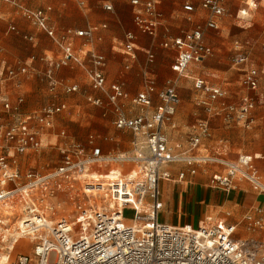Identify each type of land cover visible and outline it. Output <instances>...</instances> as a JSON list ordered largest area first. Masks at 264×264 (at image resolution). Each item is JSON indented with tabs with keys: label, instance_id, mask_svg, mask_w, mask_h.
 Returning <instances> with one entry per match:
<instances>
[{
	"label": "built area",
	"instance_id": "built-area-1",
	"mask_svg": "<svg viewBox=\"0 0 264 264\" xmlns=\"http://www.w3.org/2000/svg\"><path fill=\"white\" fill-rule=\"evenodd\" d=\"M6 1L18 7L24 18L62 49L61 59L49 63L46 73L49 90L53 93L61 87L66 94L78 91V85H62L52 76L53 68L79 63V58L68 36L58 35L49 24V8L31 9L17 0ZM260 1L251 0L250 6L255 7ZM131 2L135 6L141 4L139 0ZM224 2L200 0L201 7L207 10L205 24L161 43L162 47L176 51L171 69L177 78L167 79L159 90L148 82L131 100L138 109L133 116H127L118 104L119 99L127 96L120 85L106 84L102 72L104 57L90 53L91 68L87 69V75L91 87L104 93L113 105L114 127L131 132L135 146L133 155H104L99 147H92L91 152L86 153L79 143H69L65 148L62 143L63 156L57 165L45 171L34 167L24 170L19 158L42 148L41 135L54 128L55 117L66 104L51 103L39 111L22 114L23 97L15 101L6 96L0 98V205L7 204L10 208L15 205L19 212L16 226L8 237L11 240L9 251L17 239H30L32 244L30 253H18L15 257L8 254L0 264H264V240L237 238L234 225L208 218L197 227H180L160 220L163 208L160 183L175 179L169 168L173 164L185 165L191 174L196 173L200 164L223 165L222 171L210 177L212 188L229 193L243 181L255 193L264 196V181L251 155L240 154L234 161H225L218 156L196 154L202 139L211 135L209 119L196 121L187 137L174 144L165 133L167 126L175 127L174 115L180 102L177 79L186 73L191 62L203 61L213 54L212 47L204 41V31L218 29L216 19L224 11ZM185 7L193 9L190 3ZM106 9L111 7L106 6ZM134 22L140 32L155 37L159 25L157 2H145L134 13ZM10 30L16 27L11 25ZM74 34L90 38L93 29L78 30ZM134 38L131 32L125 34L126 51L132 52ZM235 46L238 53L233 63H250L249 54L238 41ZM148 55L149 59L153 58L152 53ZM26 71L23 65L9 67L5 78L12 80ZM259 82V70L248 66L241 79L242 86L257 91ZM195 87L207 93L208 100L199 102L208 112L222 115L227 125L249 124L255 105L251 95H243L237 102H225L217 111L212 110L211 103L226 99L227 91L208 86L204 79H196ZM153 94L157 95L159 105L151 109ZM87 100L96 105L102 103L101 98L90 95ZM57 134L66 135L64 130ZM110 162L132 163L136 170L127 173L110 170L106 174L91 170L93 165ZM185 175L186 171H178L176 180L184 179ZM76 183H80L77 188ZM73 193L86 196L103 193L109 202L101 208L92 205L81 208L80 214L72 220L64 214V194ZM126 210L132 212V217L124 215ZM244 219L253 228H263L262 219L251 212L246 213Z\"/></svg>",
	"mask_w": 264,
	"mask_h": 264
},
{
	"label": "crops",
	"instance_id": "crops-1",
	"mask_svg": "<svg viewBox=\"0 0 264 264\" xmlns=\"http://www.w3.org/2000/svg\"><path fill=\"white\" fill-rule=\"evenodd\" d=\"M6 3L10 4L13 7L16 14L20 15L19 22L22 24V28H19L13 21H10L6 24L4 34H14L18 37L27 40L31 43L32 48L40 46V54L36 55L33 53L26 57L23 62L18 64H13L10 61H7L4 55L0 59V74L3 73V76H0V98L6 96L11 101H15L17 97H23V93L19 92L21 87L20 77L29 76L41 72L42 76L45 77V81L48 85L49 83L46 77L48 69H50L49 63L51 61H58L62 57L61 47L49 36H47L40 28L33 25L30 21L23 17L20 13L18 7H16L11 2L3 0ZM21 4L31 9H48L47 16L49 19V24L54 27L58 35L66 34L72 45V48L75 54L79 58V63L70 62L67 66L60 68L52 69V76L62 85H73L78 83H70L71 80L75 78V73L80 67L85 70L86 77L88 79V85L91 91L86 93L85 99L88 104L93 105L95 108L88 109L90 115L96 116L101 113L102 116L108 114H113L114 119L116 113L112 104L109 103L107 97L104 93L99 90H95L91 87L90 80L87 75V69L91 68L90 53H97L104 57V66L102 67V72L106 79V84L111 85L113 83L120 85L124 93L127 95L125 98L119 99L118 104L122 107L123 112L127 116H133L138 113L137 107L133 106L131 100L132 98L142 91L148 82L153 83L157 90L161 89L167 79H176V73L171 69V65L175 60L176 51L173 48H164L161 46V43L167 39H171L178 35H181L183 32L191 31L198 26H203L207 17V10L202 8L200 5V0H195L196 3H193L191 0H187L182 8V10H173L172 12L167 8L165 3L162 5L161 0H155L157 2V10L159 13V25L158 32L155 37L148 36L139 31L134 22V13L142 8V5L149 0H139L140 5L135 6L132 4V0H17ZM43 4L42 7H32L36 3ZM190 3L193 6L192 10L186 9V4ZM228 0L224 2V11L221 15L217 17L218 29H205L204 31V41L206 44L212 47L213 54L206 59L212 57L215 52V48H220L218 41L215 40V34L211 30H219L221 25V18L227 11ZM251 0H244L243 6L237 10V18L239 20H248L251 21L253 16L257 13L258 9L263 7L264 1L261 0L256 4L255 7L250 6ZM106 6H110L111 9H106ZM177 11V12H176ZM246 11V12H245ZM243 12V13H241ZM245 12V13H244ZM244 14V15H243ZM246 14V15H245ZM245 16V17H244ZM1 20H5L4 17H1ZM14 25L16 30H10V26ZM2 26V22L0 24ZM30 27L34 28L33 33L30 32ZM88 28L93 29V34L90 38L86 37H77L75 36V31L86 30ZM131 32L134 34L135 38L132 42L133 50L128 52L125 49L126 39L125 34ZM32 37V39H28ZM221 41V40H219ZM238 41V40H235ZM234 41V42H235ZM234 45V43H233ZM242 49L245 51L243 44H240ZM264 46V43L262 44ZM5 47L0 41V53L4 51ZM9 51V47L8 50ZM149 53L153 54V58L149 59ZM234 53H238L237 47H234ZM234 54V55H235ZM11 52L8 53L7 58L12 59ZM32 57H35L32 59ZM43 59H40V58ZM250 57V55H249ZM206 59L200 62H191L186 70V73L180 77L185 79L192 80V86L197 95L195 96L196 105L203 108L207 116L200 119H209L210 130L215 128L216 124L221 123L224 127L228 128L233 125H240L242 123H234L227 125L222 115H217L215 112H208L205 109V106L201 104L200 100H208L207 93L202 90H198L195 87L196 79H204L205 83L210 87H217L227 91L228 95L226 99H219L213 103L211 106L214 107L212 110H219L223 103L225 102H237L240 97L243 95L249 94L253 97L255 101L254 108L256 106V97L260 89V85L264 79V65L261 68H258L254 65L253 59L250 57V63L248 64H234L233 66L237 67L240 72L241 78L239 79V92H234V89L230 87V82L225 83V85L213 84L210 83L208 79L200 75V64H202ZM23 65L27 68L25 73L19 74L14 79L5 78L6 69L9 67H18ZM132 67L131 71L128 69ZM257 68L260 72V82L257 91H249L244 88L241 84V79L245 69L248 67ZM206 69L215 70L214 62L208 61ZM225 72H229L228 70ZM175 75L176 77H172ZM179 79V78H178ZM177 79V80H178ZM185 83H188L185 82ZM80 91V86L78 85ZM76 91V92H78ZM49 92L55 98L57 94H65L62 88L59 87L55 92ZM74 93V92H73ZM178 93V92H177ZM240 93V95H239ZM134 94V95H132ZM90 95L95 98H101L102 103L99 105L93 104L87 100V96ZM130 102H129V101ZM129 102V106L126 105V102ZM153 106L151 109L159 105V99L156 94L152 95ZM25 103V101H24ZM22 104V114H29L35 111H39L44 106L48 104H60L65 103L66 108L55 117L56 119L59 115L65 112L68 109V103L64 100L56 101L43 105L37 110L25 111L23 112ZM133 112V113H132ZM264 115V113H263ZM3 119V118H2ZM114 121V120H113ZM255 121V116H250V122L246 128H250L251 124ZM54 122V127H55ZM194 122V123H195ZM188 125L189 131L187 135L192 131L193 124ZM175 127L170 129H176L174 132L180 131V121L177 120ZM84 125V126H83ZM84 122L81 123V126L77 128V132L80 134L85 133ZM91 130L94 133H89L86 141L76 140L73 137L69 136L64 130L66 135L60 136L52 130H45L41 135V139H48L49 136L54 135L55 137H60L58 148L62 149V143H64V148L69 143H79L83 147L86 153L91 152L92 147H99L100 152L104 155H133L135 146L133 144V136L128 130H119L116 129L113 125L117 134L115 135H104L103 124H91ZM90 130V131H91ZM259 130L261 131V139L264 142V126H260ZM173 132V133H174ZM165 133L170 138V130L165 129ZM90 137H92V142L90 143ZM180 138H182L179 135ZM184 140V139H183ZM208 138H203L199 147L195 150L198 155H213L218 156L225 161H234L236 159H230L227 157V143L220 140L219 145L221 149H211L207 145ZM182 141V140H179ZM115 144H114V143ZM178 142V141H176ZM128 148H122V146ZM22 155L19 160L21 162L22 168L29 164L35 155L32 154ZM246 155H251L254 157V162L259 170L261 178H264V149L259 153H243ZM239 155V154H238ZM238 157V156H237ZM182 164H173L169 168L172 170V173L175 177L174 180L170 181H161L160 183V197L163 203V208L160 212L161 214L170 212L174 201V197H177V206L178 212L181 213L172 215L170 221H162L164 223L180 226V227H197L201 224H204L208 218H212L215 221L222 222L223 224H231L235 226V237L237 238H247L253 237L258 240H264V196L255 193L249 184L246 182L240 181L238 183L237 190L231 191V193H226L224 196L220 193V190L213 189L210 185L206 184L205 178H199L197 181H193L192 177L196 176L202 167H210L209 178L215 172H220L224 169L223 165L216 163H207L200 164L197 166V171L194 174L187 172V168H180ZM185 166V165H183ZM29 168V167H28ZM92 171L96 174H106L110 170H117L121 173H127L131 170H136V165L132 163H100L93 165L91 167ZM185 169V170H184ZM186 171V175L182 180H176V175L178 171ZM205 171V170H204ZM189 177V179H188ZM208 178V179H209ZM263 180V179H262ZM264 181V180H263ZM173 182V183H172ZM185 182V183H183ZM180 183V184H179ZM170 186L173 195L171 196V202L168 203V200L165 195L166 187ZM161 187L164 188V191L161 192ZM222 192V191H221ZM165 205L168 207V211H164ZM195 207L200 216L198 219H192L190 211L192 207ZM227 208L226 210H222ZM184 209V210H183ZM248 212H251L254 217L262 219L263 228H253L250 226V223L244 219V215ZM171 213V212H170ZM209 213L214 214L208 215ZM189 219H192L189 221Z\"/></svg>",
	"mask_w": 264,
	"mask_h": 264
},
{
	"label": "rangeland",
	"instance_id": "rangeland-1",
	"mask_svg": "<svg viewBox=\"0 0 264 264\" xmlns=\"http://www.w3.org/2000/svg\"><path fill=\"white\" fill-rule=\"evenodd\" d=\"M187 0H161L162 5L165 3L167 8L172 12L173 10H182L185 2ZM190 1V0H189ZM196 3L195 0H191ZM244 0H228L227 11L221 18V25L219 30H211L215 34V40L218 41L220 48H215L214 55L206 59L202 64H200V75L205 77L213 84L225 85V83L230 82V87L234 89V92H239V79L241 78L240 72L237 67L233 66L234 58V47L235 40H238L239 44H243L245 51L253 59L254 65L258 68L264 65V6L259 8L257 13L253 16L251 21L239 20L237 18V10L243 6ZM264 5V4H263ZM43 4L38 2L32 7H42ZM176 11V12H177ZM4 17L5 20H1ZM20 15L15 13L10 4L3 0H0V41L4 45L5 49L0 53V59L4 55L7 61L13 64H18L23 62L26 57L36 53L40 54V46L32 48L31 43L24 40L14 34H4L6 24L13 21L19 28H22V24L19 22ZM30 32L33 33L34 28L30 27ZM221 40V41H219ZM235 41V42H234ZM234 43V45H233ZM9 47V51L8 50ZM11 52L12 59H8V53ZM213 61L215 70L206 69L207 62ZM78 69L75 73V78L70 81V83H78L80 86V91L65 94H57L54 98L53 95L48 90V85L45 81V77L42 76L41 72L33 74L32 76H23L21 79V87L19 92L24 95V105L23 112L37 110L45 104L52 102L53 100L61 101L65 100L68 103V109L59 115L55 122V127L53 132L57 133L60 129L64 128L66 133L76 140L86 141L89 133H94L91 130V124H103L104 135H115L117 131L113 128L114 115L108 114L102 116L101 113L96 116H91L88 109L95 108L93 105L87 103L85 99L86 93H89L91 89L88 85V79L86 77L85 70L76 67ZM132 67L128 69L131 71ZM229 72H225V71ZM172 77H176L173 75ZM188 83H185L187 82ZM177 92L180 97V102L177 106L176 113L174 115V123L177 120L180 121V131L174 132L176 129H170L167 126L166 129L170 130V141L171 143H176V141L183 140L187 137V132L189 131L188 125L195 122L199 118H205L207 116L203 108L196 105L195 96L196 91L192 86V80L179 78L176 83ZM134 95V94H132ZM240 95V93H239ZM129 101V100H128ZM126 105L129 106V102ZM26 113V112H25ZM133 113V112H132ZM264 79L260 85L258 96L256 97V106L253 111H251L250 116H255V121L251 124L250 128H246L247 125H233L231 127H224L221 123H217L215 128L212 129L210 137H208L207 145L213 149H221L219 141L222 140L223 143H227V157L230 159H236L237 156L243 153H259L264 149V142L261 139L260 126H264ZM85 125V133L80 134L77 132V128L81 126V123ZM177 125V124H175ZM84 126V125H83ZM172 128V127H171ZM176 128V127H175ZM91 130V131H90ZM45 132V131H44ZM174 132V133H173ZM55 133L45 139L42 138V148L32 152L36 157L24 168H37L41 171H45L50 167L57 165L62 159L63 150L58 148L60 137H55ZM179 135L182 137L180 138ZM114 143V142H113ZM115 144V143H114ZM122 148H128L122 146ZM31 154V153H29ZM28 154V155H29ZM239 154V155H238ZM180 168H187L186 166L180 165ZM184 169V170H185ZM205 170V171H204ZM209 174L210 167H202L196 176L192 177L193 181H197L199 178H205L206 184L209 185ZM209 178V179H208ZM189 179V177H188ZM264 180V178L262 177ZM173 183V182H172ZM185 183V182H183ZM180 184V183H179ZM80 183L75 184V188L79 187ZM211 187V186H210ZM238 187V186H237ZM166 198L168 203L171 202V196L173 191L170 186L166 187ZM214 189V188H213ZM237 190V189H235ZM164 188L161 187V192ZM234 191V190H232ZM226 196V192H221ZM231 191L229 192V194ZM177 197L170 209V212L161 214V221H170L172 215L181 213L178 212V202ZM109 202V198L103 195L86 196L82 193H73L72 195L64 194V214L70 218L75 219L80 214V209L88 207L90 205L101 208L106 206ZM224 208L222 210H226ZM167 205H165L164 211H168ZM184 210V209H183ZM126 217H132V212L126 210L124 212ZM190 215L192 219H198L200 213L197 212L193 206ZM208 215L214 214L209 213ZM19 217L18 207L14 205L10 208L7 204L0 205V261L5 260L6 256L9 254L10 257H15L18 253H30L32 249V244L30 239H17V244L14 243L13 249L10 252L9 246L11 245V240L8 239L9 234L13 231L16 226L17 219ZM216 218V217H215ZM192 219H189L192 220ZM10 262V259L8 263Z\"/></svg>",
	"mask_w": 264,
	"mask_h": 264
},
{
	"label": "bare ground",
	"instance_id": "bare-ground-1",
	"mask_svg": "<svg viewBox=\"0 0 264 264\" xmlns=\"http://www.w3.org/2000/svg\"><path fill=\"white\" fill-rule=\"evenodd\" d=\"M245 12H246V11H245ZM245 12H244V13H245ZM241 13H243V12H241ZM243 15H244V14H243ZM245 15H246V14H245ZM244 17H245V16H244ZM17 241H18V240H17ZM16 244H17V242H16ZM13 246H14V245H13ZM13 246H12V249H13Z\"/></svg>",
	"mask_w": 264,
	"mask_h": 264
}]
</instances>
